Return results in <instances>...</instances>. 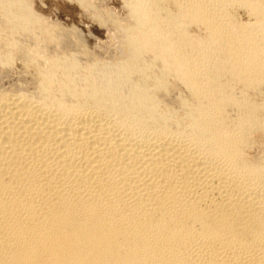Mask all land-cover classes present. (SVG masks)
Masks as SVG:
<instances>
[{
    "label": "bare ground",
    "instance_id": "bare-ground-1",
    "mask_svg": "<svg viewBox=\"0 0 264 264\" xmlns=\"http://www.w3.org/2000/svg\"><path fill=\"white\" fill-rule=\"evenodd\" d=\"M78 1L0 0V264H264V0Z\"/></svg>",
    "mask_w": 264,
    "mask_h": 264
},
{
    "label": "rangeland",
    "instance_id": "rangeland-1",
    "mask_svg": "<svg viewBox=\"0 0 264 264\" xmlns=\"http://www.w3.org/2000/svg\"><path fill=\"white\" fill-rule=\"evenodd\" d=\"M29 1L31 2L33 8L36 11L40 12L42 14V16H44L45 18L46 17L47 18L51 17L50 19H52V20L58 19L61 23H63L64 25L66 24L67 26L70 25V24H72V25L75 24L73 26H76V27L78 26V29H80V31L83 32L82 34L83 35L85 34L84 36H86V34L88 36H89V34H91L90 36H93V37H91V39L95 40V39L99 38L100 42H97V43H102V42L104 43L107 40L106 38H108V37L105 38L103 33L107 32L105 35H108V36L111 33L110 30H111L112 27H109V26H111V23L107 22L105 24L101 23V25H99L100 23H99V21L96 18H95L96 20L94 19L95 21L93 20L94 17H92V16H90V18H87V17H89V15L85 16L84 15L85 13L81 12V7H80L81 5H80L78 0H29ZM110 1L111 2H109V0L107 1L109 4L106 2V4L110 6V7L107 6V7H109V9L111 8L112 11L114 10L118 14H120L121 11L122 12L125 11V9H123V6L119 3L118 0H110ZM169 4L170 3L166 4L167 7L169 9H172L173 5H171V4L169 5ZM230 12H231V15H233V17L235 18L236 21H239V22H242V23L243 22H247V21H251V22L253 21V19L250 18L248 16V14L246 13V11L243 8H241V7L237 8L235 6V7H233L231 9ZM58 20H56V21H58ZM96 21H98V22H96ZM80 24L83 25L84 28ZM102 24H103L104 27H106V29L108 28L107 31H106V29L104 27L102 28ZM87 29H88L89 32L87 31ZM85 30H86V32H85ZM191 30L193 32H197L198 31L197 28L196 29L191 28ZM102 31H103V33H102ZM92 34H94V35H92ZM94 36L97 37V38H94ZM94 40H92L93 45L90 43L91 44L90 47H94V45H95L94 43L96 41H98V40H95V42H93ZM258 147H259V150L258 149H254V153L255 154L260 153V146H258ZM258 147H256V148H258ZM255 151H257V152H255Z\"/></svg>",
    "mask_w": 264,
    "mask_h": 264
}]
</instances>
